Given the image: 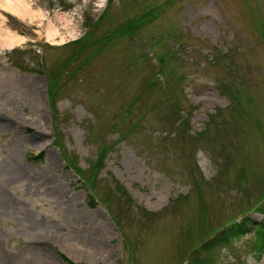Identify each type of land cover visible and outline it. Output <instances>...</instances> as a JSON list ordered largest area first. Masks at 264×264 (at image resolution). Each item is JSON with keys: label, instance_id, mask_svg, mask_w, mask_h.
Instances as JSON below:
<instances>
[{"label": "rangeland", "instance_id": "obj_1", "mask_svg": "<svg viewBox=\"0 0 264 264\" xmlns=\"http://www.w3.org/2000/svg\"><path fill=\"white\" fill-rule=\"evenodd\" d=\"M246 214L264 220V0H0V264H185ZM250 238L216 264H264Z\"/></svg>", "mask_w": 264, "mask_h": 264}, {"label": "trees", "instance_id": "obj_2", "mask_svg": "<svg viewBox=\"0 0 264 264\" xmlns=\"http://www.w3.org/2000/svg\"><path fill=\"white\" fill-rule=\"evenodd\" d=\"M88 40L89 33H86L75 43H81L83 44V48H85V45H88L89 43ZM35 70L39 71L38 69ZM50 92L49 94L51 96L53 91ZM175 113L178 115L177 112ZM41 156L42 154L39 156H30L29 159L34 160L36 158H40ZM194 183L199 186L196 179H194ZM88 202L89 204L92 203V197L89 196ZM214 233V235L210 236L201 243L197 251H194V254L189 257L185 264H216V253L219 252L220 249L226 246H231L235 241L248 234L251 236L248 242L251 249H253L259 256L264 254V220L256 223L249 215L246 214L239 220L230 222L221 229L214 231Z\"/></svg>", "mask_w": 264, "mask_h": 264}, {"label": "bare ground", "instance_id": "obj_3", "mask_svg": "<svg viewBox=\"0 0 264 264\" xmlns=\"http://www.w3.org/2000/svg\"><path fill=\"white\" fill-rule=\"evenodd\" d=\"M16 5H17V3H16ZM49 35H51V32H49ZM21 39L20 38H18V37H10V43H12V42H17V41H20ZM14 141H15V136H14ZM50 164L51 165H53L54 164V160H52L51 162H50ZM16 170H18L19 172H21L22 171V169L21 168H19V167H16ZM104 230H107V226L106 225H101L100 223L98 224V228H97V231H96V235L97 236H99V235H101V233L104 231ZM50 239L49 237H42V238H40V239ZM50 240H53L52 238L50 239ZM30 261H31V258H28V262L30 263ZM31 264V263H30Z\"/></svg>", "mask_w": 264, "mask_h": 264}]
</instances>
